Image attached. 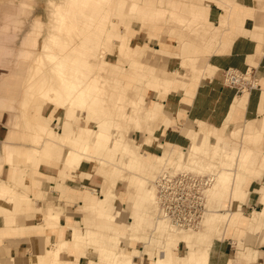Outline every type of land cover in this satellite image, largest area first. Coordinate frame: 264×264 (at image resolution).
<instances>
[{
  "label": "rangeland",
  "instance_id": "1",
  "mask_svg": "<svg viewBox=\"0 0 264 264\" xmlns=\"http://www.w3.org/2000/svg\"><path fill=\"white\" fill-rule=\"evenodd\" d=\"M54 1L59 2L60 0ZM126 1L120 0V5H124ZM128 1L131 4L132 1ZM219 1L227 9L226 11H229L228 8L233 4L231 0ZM256 1L259 16H263L262 20H264V0ZM21 2L23 0H0V117L1 114L7 113L9 116L7 126H14L16 125L14 117L16 115L23 117L24 111H28L31 113L30 118L33 119L32 121L36 119V124L42 125L46 129L40 131L42 135L53 134L55 131L65 132L69 140L64 142V146L59 147L64 157L66 156V152L63 151L64 148L72 147L70 138L76 136L82 139L84 136L86 139L88 137L86 142L90 147L89 155L92 156L91 164L94 168L92 172L96 171L98 177L104 181V185L101 192L90 189L81 191V189L73 188L72 193L80 198L73 197L72 200L67 202L78 205L75 207L73 215L75 220H70L72 225L70 224L69 227H86L89 225L95 230V234H99L101 240L100 243L94 246L92 244L86 246L84 251L80 250L78 252L79 256L84 257L85 263L89 261V264H96L103 246L106 248V254L110 253L112 256V259H109L111 263L123 256L122 253L130 252L134 257L133 264H138L144 253L154 260L152 261L153 264L161 256L165 257L164 261L160 262L161 264H169L170 261L172 264H183V260L188 254L199 249L204 251L206 258L209 255L208 247L211 243L213 244L215 238L229 237L237 240V251L240 247L242 249L257 250L258 252L264 251V187L259 191L260 202L263 206H259L245 215L240 209L238 210L241 204L247 203L249 200L248 188L250 183L253 180H262L264 177V116L261 120L248 121L251 123H235L233 126H230V123L227 122L220 129L205 124L204 129L208 132V136L200 140V143L206 152L204 158L209 169L203 173L198 172L194 165H180L175 162V160L180 159L179 157L183 153L188 154L190 152L192 137L201 126V123L195 124V127L186 132V135L191 139L188 147L180 148L167 144L163 148L159 156L165 157L168 162L165 165L159 164V171L150 167L159 156L143 153L142 160L145 161L144 164L148 167L144 168L138 161L132 163L133 151L127 147L129 137L134 138L135 133L140 132L143 136L146 132L151 134V126L148 127V125L152 121L148 118L145 110L141 109V105H137V102L140 103L143 97L147 98L154 91L165 89L163 92L164 94L167 93L178 78L194 77L198 74L202 68L200 66L201 68L195 70V65L199 61L197 57L200 56L198 49L202 48L201 45L207 47L210 42L218 44L222 32L228 28L226 18L222 20L220 27L209 26L207 23L208 7L211 0H134L139 4L140 7L137 8L140 11L133 9L135 13L129 14L126 13V8L123 7L121 13L119 11L113 13L110 19L111 22L116 24V28L113 29L112 35H104L105 59L107 61L96 69L99 79L95 83L96 85H91L89 89L92 91L91 98H94V101L90 100L82 112L79 111L80 108L70 107L68 102L62 101L59 94L48 103V107L61 109L63 114L68 113L66 117L63 115L64 120L66 118L70 119L69 123L65 122V125L63 121L62 125L61 122H54V115H44L42 112L45 108L41 111V116H43L40 117L41 123L38 120L40 113L37 115L33 105L35 99L42 95V87H39L37 91L33 90L32 87H26V81L31 74H33L32 83L28 82L31 85L34 83V66L36 62H34V58L28 61L19 54L21 40L28 31L31 22L39 17L48 27L52 7H48V0H30V6L25 11V8L20 7ZM145 8L148 10V14L144 20L145 16L143 17L142 10ZM24 11L26 14H24ZM259 29L261 28L256 26V31ZM114 32H121V37L115 36ZM142 32H146L149 36L147 44L136 46L133 39ZM125 34L131 38V42H123ZM163 34L168 35L169 44L161 42L158 50H156L155 45H149L155 39L161 38ZM43 40L44 37L40 39L41 43ZM175 44H177L178 51H172ZM186 46L189 47V50L185 51L188 55L185 59V66L189 67L190 73L183 76L177 73L165 74L163 64H160L159 61L165 57L179 56V53L183 50L182 48ZM10 48L15 50L13 51ZM208 72L212 73L211 70ZM46 77H48V74H46ZM250 82L253 85L256 84L252 83L253 80ZM176 84L179 85V83ZM246 92L248 90L245 91V94H247ZM136 93L142 98L137 97ZM27 97L30 100H27ZM96 108L98 110H95ZM84 110H87V112H84ZM20 120L24 121L23 118ZM246 124H251L255 128L252 133L244 131ZM11 129L9 128V130ZM257 129L260 130L256 131ZM20 133L24 134L25 132L22 130ZM20 133L17 130L15 137L10 134L8 136L9 143H7L15 144ZM97 133L98 136L96 137L98 139L93 141ZM146 140L149 143V139H143V144L146 143ZM18 147L17 149L12 147V149L17 150L18 153L16 154L20 159V163L26 164L27 153L30 152L29 148L28 150H21L23 148ZM37 160L33 161L32 164H27L25 180L22 178L19 184L15 180L12 181V184L23 192L21 193L28 201L27 204H31L32 207L20 203L18 206L16 205L18 210L16 207L13 211L16 215L12 219L11 229L5 230L7 233L3 234L4 240L10 237L26 236L27 234H40V236L46 238L47 236L51 237L53 233L52 230H47L44 227H26L29 224L27 220L34 216L38 217V224L43 225L40 213H42L41 211L44 212V204L41 203L42 205H40L41 211L39 209L36 211L35 208H38L39 205L34 200L40 199V201L45 202L47 194H40V191L43 190V184L55 181V179L47 180L46 177L35 172L39 167H36ZM70 161L72 160L68 158L61 160L67 170L73 171L74 168L70 169L72 167ZM165 172L170 175L186 174L202 179H211L208 193L204 192V195L207 196H205L207 213L198 229H177L167 221L177 232L195 235V238L188 242H178L179 237H176V243L169 242L171 237L162 235L161 231L156 232L158 222H166V220L160 218L158 204H156L154 210L152 209L153 212H151L152 210H150L151 213L148 211L150 208V201L146 197L148 190L150 187L157 190V180ZM66 179L67 176H61L63 183ZM25 181L27 185H31L33 188L32 191L26 190L28 193L25 191L27 187ZM118 184H120L119 188H117ZM106 189L114 192V194L107 197V200H112L114 205L108 207L109 212L98 215L93 209L100 200L106 198L104 197ZM58 190H62V188L60 187ZM233 199L238 203L237 210L232 208ZM80 200L83 203L79 204ZM151 204L153 205L152 202ZM87 208L90 209L87 210ZM29 209H31L33 215L27 213L25 219L18 218L23 217L26 210ZM57 211H60V209H57ZM211 216L215 220L209 224ZM109 217H118L119 221L115 223ZM229 219H232V221H229ZM128 222L133 223L136 228L143 231L136 234V231L125 229V233H122V228L119 227ZM207 223L211 226H208ZM44 225L49 228L46 224ZM18 230L23 233L18 234ZM4 240L0 242V250L3 249ZM41 242L45 244V248H52V244L55 243L52 241L53 243L48 244L45 243V240ZM180 245H182V250ZM136 246L145 249L144 252L135 249ZM45 250L33 252L32 257H28H30V260H36L35 264H45L40 262L43 257H38ZM251 253H249V259ZM262 255H264V252ZM138 256L139 258H136ZM177 256L182 258H177ZM64 258L67 259L68 257ZM68 259L70 260V258ZM22 260H26V258L24 257ZM12 261H16L15 258H12ZM74 264H79V262ZM202 264H205V261Z\"/></svg>",
  "mask_w": 264,
  "mask_h": 264
},
{
  "label": "crops",
  "instance_id": "2",
  "mask_svg": "<svg viewBox=\"0 0 264 264\" xmlns=\"http://www.w3.org/2000/svg\"><path fill=\"white\" fill-rule=\"evenodd\" d=\"M231 1H233V4L228 8L229 11H226L227 9L221 5L222 3L219 0H211V4L208 7L207 23L209 26L220 27L222 20L226 18L228 28L222 32L218 44L210 42L207 47L201 45L202 48L198 49L200 56L197 57L199 61H197L195 65V70H198L201 66L202 68H200L203 71L199 70L198 74L194 75V77L178 78L175 80L172 87H170V90L165 94L163 92L165 89H161L147 96V107L157 108L160 105L162 114L156 121L149 123L148 127L151 126V134L146 132L144 133V137L140 132L135 133V138L139 140L149 139V143L146 142L143 144L142 153L159 156L167 144L180 148L188 147L191 143V139L186 135V132L192 127H195V124L198 125L199 123H203L210 127L220 129L224 127L227 122L230 123V126H233L235 123H246L248 121L263 119V16H259L256 0ZM256 26L261 29L256 31ZM148 39L149 36L147 33L142 32L138 34L133 41L137 46L138 44H147L146 42ZM161 42L169 44L170 39L168 35L163 34L161 38L155 39V41L152 43L150 42L149 45H155L157 47L156 50H158L160 49ZM174 46L172 51H178L176 48L177 44ZM182 49L179 56L165 57L159 61L160 64H163V71L165 74L178 73L180 76H183L190 73L189 67L185 66V59L188 57L185 51H188L189 47L186 46ZM210 70L212 73L208 72ZM228 70H234L241 74H248L250 80H253L254 84L256 83L255 86H245L244 88L237 85H229L225 77ZM176 83H179V85ZM246 90H248V96L243 101V105H240V101L244 98ZM42 113L46 116L54 115V122H61L62 125L63 111L57 113L55 108H45ZM8 120L9 116L7 113L1 114L0 162H3L4 143L8 142ZM38 120H40L41 123L40 117ZM34 122L36 124V119ZM31 137L32 136L26 132L24 134H18V139L17 142L15 141L14 146H19L27 150L28 148L31 149L33 147ZM21 166L22 169L27 170V164L21 163ZM38 166V170H35V172L46 177L47 180L55 179V181L43 184V190L40 191V194L46 193L47 199L44 202L35 198V201H37L39 205L35 210L41 209V203H43L46 208L49 204H55L56 212L60 214L59 220L62 226L61 228H63V237L69 239L72 229L69 227V225L72 224L70 220H75L73 215L75 213V207L78 206L76 203H67L69 200H72L73 197H78L76 194L72 193V189H81V191L83 189H90L95 192H101L104 181L98 177L96 171L92 172L94 168L91 162H85L82 164L81 168L73 169V171L67 170L58 158H50L48 160L42 159ZM2 171L0 179L10 183L12 175L11 168L4 166ZM62 175L67 176L64 183L61 180ZM26 176L25 172V178ZM8 178L10 179L8 180ZM60 187L62 190H58ZM119 187L120 184L117 185V188ZM263 187L264 177L262 180H253L248 188L250 194L249 200L247 203L241 204L238 210L240 209L245 215L251 213L252 210L259 206H263L260 202L261 197L259 194V191ZM32 189L31 185H27L25 191H32ZM232 202V208L235 210L238 203L234 199ZM81 203H83V201L80 200L79 204ZM43 209L45 210V208ZM57 209H60V211H57ZM27 213H32L33 215V212L29 209L26 210L23 217L20 216L18 218L21 220L25 219ZM35 213L38 214L37 212ZM37 219L38 217L34 216L27 220L29 224L26 227L41 225L38 224L39 222ZM4 220L5 216H0V227L4 225ZM31 222L33 223L31 224ZM61 230L62 229H59V231L57 230L56 235L55 233L51 234V241L56 243ZM21 232L22 231L18 230V234ZM43 240H45V237L36 234H27L26 236H16L7 238V240L5 239L3 249L0 250V264H14L12 258H24L28 257L33 252L43 251L46 249L45 244L41 242ZM136 247L135 249L141 252L145 250L138 248V246ZM180 248L182 250V245H180ZM208 251L209 255L205 259V264H264V255H262L264 251L258 252L257 250L242 249L241 247L239 251H237V240L232 237L223 239L215 238L213 244L208 247ZM250 252H252V255L249 259ZM62 257H68L71 260L74 259V257H70L69 255H64ZM68 258L65 259L69 260ZM136 258H139V256ZM177 258L182 257L177 256ZM152 261L154 260L150 259L149 255L144 253V256L138 261V264H153ZM155 263L156 260L154 264ZM79 264H89V261L85 263L84 257H81Z\"/></svg>",
  "mask_w": 264,
  "mask_h": 264
},
{
  "label": "bare ground",
  "instance_id": "3",
  "mask_svg": "<svg viewBox=\"0 0 264 264\" xmlns=\"http://www.w3.org/2000/svg\"><path fill=\"white\" fill-rule=\"evenodd\" d=\"M29 1L30 0H23L20 7L23 9L25 8L26 11L27 7L30 6ZM131 1V4H129V1L127 0L124 5H120V0H60L59 2L48 0V7H52V11H50V22L48 24V27L45 26V23L42 19H40L39 17L35 18L31 22L30 27L29 29H27L28 31L25 33L19 46V54H21L24 59L30 61V59L33 60L34 58V62H36L34 66V83L33 85L29 84V82L32 83L31 79H33V74H31L29 79L26 81V87H32V89L35 91H37L39 87H42L43 93L41 96L35 99L33 105V107H35L37 115H39L40 113L39 117H43L41 116V111L43 108H51L48 107V103L49 101L53 100L58 94L62 98V101L68 102L70 107L80 108L81 110L79 111L81 112L90 100L92 102L94 101V98H91L92 91H90L89 89L91 85H94L99 79V76H97L96 74V69L102 63L107 61L105 59L106 45L104 43V35H112L113 29L116 28V24L111 22V15L113 13H117L118 11L119 13H121L122 9H124L123 7L126 8V13H135L133 12V9H138L137 7L140 6L137 2H134V0ZM25 11L24 14H26ZM138 11H140V9H138ZM142 12L144 13L143 17L145 16V20L148 14V10L145 8L142 10ZM114 35L121 37V32H114ZM125 35L126 36H124L123 42H131V38L127 34ZM42 37H44V40L41 43L40 39ZM46 74H48V77H46ZM246 93L247 94H245L244 98L240 101V105H243V101L248 96V92ZM136 96L142 98V96L137 93ZM26 99L30 100L29 97H27ZM137 103V105H141V109L145 110V113L148 115V118L152 122L156 121V119L162 114L161 106H158L157 108H148L146 105V98L144 97L140 103ZM57 109L58 108H55V111L57 113L61 111V109ZM95 110H98V108H96ZM84 112H87V110H84ZM67 114V112L64 114L65 117L67 116ZM30 115L31 113H29L28 111H24L23 117L19 115H16L14 117L16 125L8 126L9 128H12L11 130H9L8 135L11 134V136L15 137V132H17V130L19 132L24 130V132L29 133L32 136V142L35 145H33V147L29 149L30 152L27 153L26 164H32L33 161H36L38 159L36 165L37 167L42 159L48 160L50 158H58V160L61 161L65 158H68L72 160L70 161L72 163L71 169H79L85 162H92V156L89 155L90 147L86 142L88 137L86 139L84 136L82 139L76 136L74 138H70V140H72V147L64 148L63 151L66 152V156L64 157L59 147L64 146V142L69 140L68 135L65 132L62 133L61 131H53V134L51 133L49 135H42L40 131L45 128H43L42 125H40V128L39 124H35V122L32 121L33 119L30 118ZM65 117H63L62 120L64 125L65 122L69 123L70 121L69 118H66V120H64ZM22 118L24 121L20 120ZM204 128L205 124L201 123V126L196 130L194 136L192 137L190 152H188V154L183 153V156L181 155L178 161L175 160V162L179 163L180 165H194L200 173H203L209 169L208 164H206L204 158L206 152L200 143V140H203L208 136V132ZM254 129L255 128L251 124H246L244 131L247 133H252ZM259 130L260 129H257L256 131ZM96 136H98V133L95 134L93 141L98 139V137ZM129 139L130 143L128 141L127 147L131 148L133 151L131 160L132 163L138 161V163H141L144 168H148L144 164L145 161L142 160L143 140L140 141L135 137H129ZM8 143H4L3 146V162H0V172L2 176L3 167L8 166L12 170V175L10 183H7L0 179V216H5L3 228L0 227V242L4 240L3 234L5 235V233H7V231L5 230L11 229L12 219L15 218L16 215L13 213L15 208L19 203L27 204L28 202L23 197V192L19 191L17 187L12 184L13 180H15L18 184L21 182L22 178L25 180V172L27 170L22 169L23 165L21 166L20 159L16 154L18 152H16L17 150L12 149V147H15L17 149V146H13L14 144L11 145V142V144ZM138 146L139 148H137ZM167 162L168 159L163 156H159L153 162V164L150 165V167L155 168L159 171V164L165 165ZM205 193H208V188L206 189ZM104 194V197L106 198L100 200V202H98V204L94 206L93 209L98 215L109 212L108 207H112L114 205V202L112 200H107L108 195L114 194V192L106 189ZM146 197H148V200L150 201V208L148 209V211L149 213H151L155 209L156 204H158L157 190L150 187L148 190V195ZM151 202L153 203V205L151 204ZM27 205L30 208L32 207L31 204ZM44 208L46 209L44 210V212L41 211L42 209H39L42 212L40 213V215H42L43 225H35V227H44L47 230H52L53 233H55L57 230L59 231V229L62 230L60 231V235L58 236V240L56 241V243L52 244V248H46V250L38 256L39 258L43 257L40 262H44L45 264H74L79 262L81 258V256L78 255V252L80 250L84 251L86 249V246H90L91 244L94 246L100 243L101 240L99 234H95V230L92 229L89 225H87L86 227L72 226L69 239H65L62 233L63 228H61L62 226L59 220L60 214L59 212H56V207L53 204H49L47 208L46 206ZM89 209L90 208H87V210ZM150 210L152 211L150 212ZM100 217H102V215H100ZM109 218L113 219L115 223L119 221L118 217ZM160 218L163 217L160 216ZM232 219H229V221H232ZM164 220H166V222H158L155 231H161L162 235L171 237L169 242L176 243V237H179L178 242H188L191 239L195 238V235L193 234H187L186 232H177L170 226L169 223H167V219L164 218ZM214 220L215 219L211 216L208 223L211 224ZM208 223L207 225L211 226ZM44 224L49 226V228H46ZM119 228H122V233H125V229L133 230L134 232L136 231V234L143 231L142 229L139 230L138 228H136V226L131 222L121 225ZM36 235L40 236V234ZM5 237L7 238V236ZM51 242V237L47 236L45 238V243L50 244ZM108 254H106V248L102 246L96 264H133L134 257L130 252L122 253L123 256L119 257L118 260L114 263H111L109 261V259H112V256L110 255V253ZM64 255H69L70 257H74V259L66 260L62 257ZM29 256L32 257V255ZM30 257H25L26 260H22L23 258H15L16 261H13V263L35 264L36 260H30ZM164 259L165 257L161 256L158 260L156 259V263L161 264L160 262H163ZM205 259L206 258L204 256V251L202 249H199L198 251H194L188 254L184 258L183 264H202ZM169 264H172L171 261Z\"/></svg>",
  "mask_w": 264,
  "mask_h": 264
},
{
  "label": "built area",
  "instance_id": "4",
  "mask_svg": "<svg viewBox=\"0 0 264 264\" xmlns=\"http://www.w3.org/2000/svg\"><path fill=\"white\" fill-rule=\"evenodd\" d=\"M248 76L234 70L225 74L231 86L254 87ZM210 184L211 179L163 173L156 183L161 217L177 229H198L207 213L204 192Z\"/></svg>",
  "mask_w": 264,
  "mask_h": 264
}]
</instances>
